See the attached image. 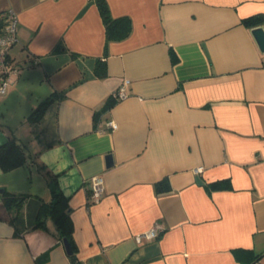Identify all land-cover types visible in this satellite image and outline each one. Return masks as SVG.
I'll use <instances>...</instances> for the list:
<instances>
[{"label": "crops", "instance_id": "1", "mask_svg": "<svg viewBox=\"0 0 264 264\" xmlns=\"http://www.w3.org/2000/svg\"><path fill=\"white\" fill-rule=\"evenodd\" d=\"M106 2L124 39L106 43L96 0H0L16 18L0 145L27 155L0 168V264H74L51 215L33 227L56 191L79 264H264V52L243 21L264 26V0Z\"/></svg>", "mask_w": 264, "mask_h": 264}, {"label": "trees", "instance_id": "2", "mask_svg": "<svg viewBox=\"0 0 264 264\" xmlns=\"http://www.w3.org/2000/svg\"><path fill=\"white\" fill-rule=\"evenodd\" d=\"M103 24L105 26V35H106V43L109 41L121 40L127 37L130 33L131 23L128 17H113L110 13L109 6L106 0H96ZM6 15H3L0 18V27L5 23ZM262 18H246L244 19L245 24H250V27H255L261 25ZM250 28V29H251ZM102 61H97V65L95 71L100 73L102 71ZM52 95L47 97L45 100L41 101L38 106L32 111L30 114L32 119H38L49 101L52 100ZM112 101L114 100L111 97ZM111 101V102H112ZM27 159V155L25 152V147L23 143L18 141L16 137L10 136L7 141L0 145V168L2 170H10L12 168L23 165ZM213 182L210 184V187L213 188H227L230 186L229 181ZM158 190H168L169 185L167 179L161 180L156 184ZM16 198L18 200L16 204L15 211H18L19 205L22 202L24 196L22 195H9L6 198L7 204L10 206V202ZM40 214L51 215L56 224V233L59 239L66 238L71 244L72 250L74 251V243L72 239V229H71V221L66 212V200L64 196L56 191L54 193L53 199L49 202H43L37 217V220L33 224V227L38 226L43 223V218L40 217ZM74 264H79L74 257V253L69 255Z\"/></svg>", "mask_w": 264, "mask_h": 264}, {"label": "built area", "instance_id": "3", "mask_svg": "<svg viewBox=\"0 0 264 264\" xmlns=\"http://www.w3.org/2000/svg\"><path fill=\"white\" fill-rule=\"evenodd\" d=\"M16 41V18L13 12L9 11L6 14L5 23L0 27V95L6 92V88L10 83V75L15 71L13 66H10L8 51ZM129 80H123L121 86L115 90L113 97L117 100L124 98L127 95L126 87ZM107 125L116 129L117 124L114 120H109ZM202 166L195 169L197 173L201 172ZM89 199L92 203L98 202L103 194L104 179L100 175H94L89 178ZM160 226L155 224L147 230L135 235V240L140 242L142 238H153L157 236Z\"/></svg>", "mask_w": 264, "mask_h": 264}, {"label": "water", "instance_id": "4", "mask_svg": "<svg viewBox=\"0 0 264 264\" xmlns=\"http://www.w3.org/2000/svg\"><path fill=\"white\" fill-rule=\"evenodd\" d=\"M250 32L255 40V42L257 43L259 49L261 52H264V26L259 25V26H255L252 27L250 29ZM108 160H110V156H107ZM63 244L65 247V250L67 252L68 255H71L73 253L71 244L69 243V241L66 238H63Z\"/></svg>", "mask_w": 264, "mask_h": 264}]
</instances>
